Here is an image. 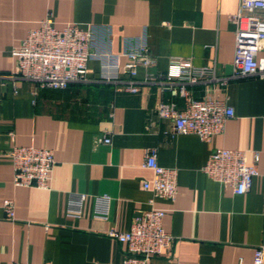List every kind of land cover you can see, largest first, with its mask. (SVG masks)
<instances>
[{
  "label": "crops",
  "instance_id": "obj_1",
  "mask_svg": "<svg viewBox=\"0 0 264 264\" xmlns=\"http://www.w3.org/2000/svg\"><path fill=\"white\" fill-rule=\"evenodd\" d=\"M239 0H0V264H121L126 244L107 232H126L147 207L153 172L142 166L148 148L177 171V195L156 199L166 232L174 239L154 264H245L264 245V78H232L224 87L204 81L192 96H213L234 110L223 131L203 141L195 134L170 136L172 124L158 116L161 101L182 104L154 83L136 93L122 90L125 53L141 43L163 71L175 58L233 72L234 26ZM51 14L56 27L75 23L92 30L94 55L86 79L63 90L39 89L13 74V50ZM14 88L16 92H14ZM107 135L111 142L99 139ZM14 145L52 150L49 187L12 184ZM216 148L253 153L259 175L235 194L202 170ZM84 194L79 213L70 197ZM104 196L106 199H104ZM14 202L9 219L2 202Z\"/></svg>",
  "mask_w": 264,
  "mask_h": 264
},
{
  "label": "built area",
  "instance_id": "obj_2",
  "mask_svg": "<svg viewBox=\"0 0 264 264\" xmlns=\"http://www.w3.org/2000/svg\"><path fill=\"white\" fill-rule=\"evenodd\" d=\"M229 19L234 26L233 72L230 76H217L214 66H195L191 59L182 57L171 60L165 70L156 71V58L145 43L125 53L127 61L121 67V73L126 77L121 87L123 91L136 93L139 84L154 83L162 92L167 91L171 97L182 99L180 105L170 100L161 101L156 110L159 117L171 122V137L195 134L208 141L220 134L225 121L234 116L233 108L223 100L213 96L196 99L188 86L209 81L224 87L232 78L247 75L264 78V0H239L237 11ZM93 55L90 28L75 23L58 28L48 13L14 48L13 74L34 82L35 95L43 88L63 90L71 83L86 79L87 62ZM99 140L106 144L111 142L107 135ZM7 155L12 161L14 186L49 187L55 164L51 149L14 145ZM253 160V164H248L243 150L216 148L209 154L202 170L210 179L229 187L233 193L243 194L250 189L253 178L259 175L257 152L253 153ZM142 166L153 172L152 182L142 183L144 189L152 191L147 207L137 211L126 232H107L110 237L126 244L121 264H154V258L170 247L174 239L163 227L164 210L155 206V200L172 201L176 198L177 171L158 162L156 148L146 150ZM84 197V194L72 195L69 211L79 213ZM2 208L7 218H14L12 199H5ZM236 264L245 263L239 260ZM249 264H264V245L254 249Z\"/></svg>",
  "mask_w": 264,
  "mask_h": 264
}]
</instances>
